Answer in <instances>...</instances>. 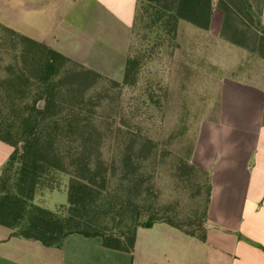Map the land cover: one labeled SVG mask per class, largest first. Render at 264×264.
Here are the masks:
<instances>
[{
  "label": "crops",
  "instance_id": "obj_1",
  "mask_svg": "<svg viewBox=\"0 0 264 264\" xmlns=\"http://www.w3.org/2000/svg\"><path fill=\"white\" fill-rule=\"evenodd\" d=\"M141 3L174 13L179 33H204L222 60L224 49L239 54L227 57L238 74L223 81L218 115L202 123L191 157L211 178L207 240L157 223L138 229L128 254L100 237L72 234L56 248L9 229L0 231V264H264V0H0V24L119 76ZM12 151L0 141V172Z\"/></svg>",
  "mask_w": 264,
  "mask_h": 264
},
{
  "label": "trees",
  "instance_id": "obj_2",
  "mask_svg": "<svg viewBox=\"0 0 264 264\" xmlns=\"http://www.w3.org/2000/svg\"><path fill=\"white\" fill-rule=\"evenodd\" d=\"M140 6L150 14L153 30L165 27L176 35L179 19L174 13L148 3L138 10ZM0 28L21 46V65H10L0 81V141L13 149L0 172V226L46 247L61 248L67 236L79 234L100 237L105 248L128 254L135 250L138 229L157 223L205 242L212 184L210 174L192 163L193 150L188 158H177L176 166L186 183L203 178L197 186L205 189V198L193 215L183 217L168 215L153 176L145 171V165L156 166L158 160L153 139L125 134L120 127L114 155L104 152L110 132L101 128L99 118L101 96L109 92L96 88L102 81L112 88L135 85L139 60L128 56L123 80L118 81ZM58 174L68 178V204L59 213L34 203L41 187L55 188Z\"/></svg>",
  "mask_w": 264,
  "mask_h": 264
},
{
  "label": "rangeland",
  "instance_id": "obj_3",
  "mask_svg": "<svg viewBox=\"0 0 264 264\" xmlns=\"http://www.w3.org/2000/svg\"><path fill=\"white\" fill-rule=\"evenodd\" d=\"M144 12L140 6L128 54L140 63L137 83L112 88L108 81H102L96 88L97 92L105 88L109 92L101 96L99 118L101 128L110 132L104 152L114 155L120 127L125 134L153 139L159 146L158 160L156 166L145 165V171L153 176L160 205L174 217L193 215L203 205L205 189L197 185L204 180L184 182L177 170V158L190 156L202 123L217 117L223 81L238 74L237 64H228L227 57L238 58L239 54L224 49L225 62L222 47L210 46L204 33L188 27L179 33V26L175 36L165 27L158 32L149 26L152 18ZM20 51L15 38L0 28V81L7 77L10 65H21L17 58ZM119 74L103 75L122 81L124 72ZM58 175L55 188L41 187L34 199V203L57 213L68 204V178ZM0 231L10 232L4 227Z\"/></svg>",
  "mask_w": 264,
  "mask_h": 264
}]
</instances>
